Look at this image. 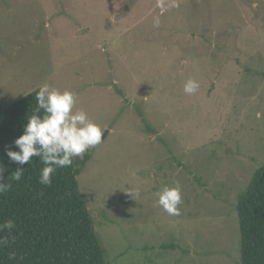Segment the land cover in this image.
Masks as SVG:
<instances>
[{"label": "rangeland", "instance_id": "1", "mask_svg": "<svg viewBox=\"0 0 264 264\" xmlns=\"http://www.w3.org/2000/svg\"><path fill=\"white\" fill-rule=\"evenodd\" d=\"M156 3L0 0V103L47 83L105 130L77 182L107 264H239L234 205L264 163V0ZM176 184L169 215L154 193Z\"/></svg>", "mask_w": 264, "mask_h": 264}, {"label": "trees", "instance_id": "2", "mask_svg": "<svg viewBox=\"0 0 264 264\" xmlns=\"http://www.w3.org/2000/svg\"><path fill=\"white\" fill-rule=\"evenodd\" d=\"M38 90L6 108L0 103V165L5 169L3 182L11 184L0 194V224L11 219L16 225L0 231V238L8 240L0 245V264H107L77 182L90 153L73 158L70 167L58 168L50 186L38 182L43 167L38 158L21 166L6 156V148L19 151L14 141L35 111ZM17 168L24 169L19 182L11 179ZM234 209L239 264H264V163L252 173Z\"/></svg>", "mask_w": 264, "mask_h": 264}, {"label": "clouds", "instance_id": "3", "mask_svg": "<svg viewBox=\"0 0 264 264\" xmlns=\"http://www.w3.org/2000/svg\"><path fill=\"white\" fill-rule=\"evenodd\" d=\"M156 7L163 15L170 8H177V0H157ZM160 15L153 17V27L158 28ZM199 82L189 78L183 85L187 95H194L199 90ZM36 108L27 118L23 134L15 139L14 145L19 151L5 149L6 156L18 165L29 164L33 157L39 159L43 167L39 172L38 182L50 186L54 173L58 168L70 167L73 158H82L91 148L102 142L104 129L93 121L88 113L77 108V95L70 90L61 91L47 83L42 84L35 96ZM42 113V114H41ZM261 112L256 113V119L262 118ZM4 166L0 165V194L10 190L11 184L3 182ZM24 175L23 168H17L11 179L19 182ZM139 195V192H136ZM156 203L169 215H180L182 190L179 184L163 186L154 193ZM16 227L11 219L0 224V231H11ZM7 238H0V245H6Z\"/></svg>", "mask_w": 264, "mask_h": 264}]
</instances>
